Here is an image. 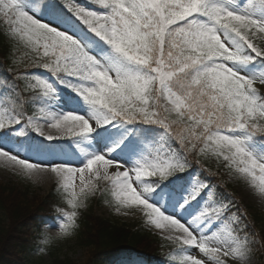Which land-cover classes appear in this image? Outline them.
<instances>
[{"label":"snow or ice","instance_id":"obj_1","mask_svg":"<svg viewBox=\"0 0 264 264\" xmlns=\"http://www.w3.org/2000/svg\"><path fill=\"white\" fill-rule=\"evenodd\" d=\"M95 3L104 11L67 0L84 32L55 5L44 6L45 20L35 0H0V32L44 73L17 70L23 87L8 89L10 104L0 100V130L22 137L14 126L26 122L40 137L57 138L47 126L74 137L80 152L37 148L41 158L33 160L22 155L30 141L0 135V164L34 183L54 178L73 209L44 243L71 238L76 209L105 184L117 213L139 210L168 233L179 264H249L244 214L197 177L187 186L170 178L190 158H215L264 199V0ZM28 104L42 115H27Z\"/></svg>","mask_w":264,"mask_h":264},{"label":"trees","instance_id":"obj_2","mask_svg":"<svg viewBox=\"0 0 264 264\" xmlns=\"http://www.w3.org/2000/svg\"><path fill=\"white\" fill-rule=\"evenodd\" d=\"M46 1L50 5H55L65 15L69 16L81 31L87 32V26L67 12V0ZM83 1L101 8L95 3V0ZM254 42L257 44L261 43L259 40ZM19 47H16L17 53L12 57L11 55L15 53L12 51L14 47L0 32V94H8L7 100L9 102H11V98L8 89L14 90L17 84L20 87L23 86V82L16 79L17 73L14 72L16 69L14 66L21 64L23 65L21 69L27 67L28 71L36 68L29 67L27 64V56L30 55L29 50L22 45ZM16 56L17 58H15ZM9 69H12V71H8ZM25 110L33 112L32 104H28ZM212 161L217 163L215 158L205 159L204 166L210 165ZM221 188L222 192L218 194L219 198L236 209L238 203L234 200V196L228 190ZM32 194V189L29 185L16 188L0 182V214L9 219L13 208L14 216L13 223L11 225L9 223L6 227L4 226V219L0 218V264H13V261L17 260L19 255L23 256L34 252L38 247L45 248V245H39V241H37L39 239L35 237V233L37 232L41 235L43 226L46 223L57 220L63 212L73 211L67 205L64 193L55 185L43 197H37ZM104 200L114 203L113 190L105 189L92 202ZM76 211L78 213L75 228L77 232L76 245L87 249L98 260H103L107 264H112V262L124 257H133L140 264H161L163 260L167 259L174 247L173 242L152 232L143 223L128 226L114 217L97 215L91 209L84 210L79 208ZM251 220L253 224L264 227V217L261 214L253 215ZM262 233L264 239V230ZM47 250L52 253L50 247ZM51 264L73 263L64 258L61 259L59 255L53 254ZM93 264L99 263L94 262Z\"/></svg>","mask_w":264,"mask_h":264},{"label":"rangeland","instance_id":"obj_3","mask_svg":"<svg viewBox=\"0 0 264 264\" xmlns=\"http://www.w3.org/2000/svg\"><path fill=\"white\" fill-rule=\"evenodd\" d=\"M39 3L40 2L35 0V10L37 14L43 13L40 8ZM236 3L242 6L245 3H247V0H236ZM81 6H84L85 8L92 10L86 5L81 4ZM43 18L47 20V15L44 14ZM17 47L20 48L19 46ZM12 51L15 52L13 55H11L12 57H14L15 54L17 53L16 47H14ZM15 58H17V56ZM22 66L23 65L21 64H16V66H14L16 68L14 72L17 73V70L21 69ZM262 89L264 90L263 87ZM25 96H29V95L25 94ZM68 96H69V93L66 90L62 91L60 94V97L58 98V103L63 104V102L68 99ZM69 107H71V105H69ZM35 115L37 117L42 115L39 112V109L37 110ZM21 127H23V129L25 130L26 128H29L30 126H26V122H22L21 125L14 126V128L17 130ZM44 130L45 132H50L54 136L57 137L51 141H55L57 143L59 142L58 144H49L51 146V150H54L57 153L66 152L69 156H72V154H75L76 156L80 155L79 149L73 143V140L75 139L74 137L60 136L56 134L53 129H49L47 126H45ZM4 133L5 132H2L0 133V135ZM8 135L11 136L10 134ZM11 137L14 140L30 141V139H23V138L15 139L14 136H11ZM30 143H31V148H29L27 153H22V155H29L30 158L33 160L40 159L41 157L36 154L34 149H37V148L46 149V148H43V146L39 147L33 141H30ZM192 160L195 161V159H192ZM200 165L202 166V169L204 170L205 168H203L204 167L203 163ZM189 168L191 169V172L188 175V178L187 179H184L181 177L174 178L172 180L174 186H179V185L187 186L190 184V182L193 180L194 177L199 178V180L202 178V173H203L201 172L202 169L192 167L191 163H190ZM206 169L208 170V173H210L211 177L213 178L214 185L210 184L213 194L216 191L215 189L216 186L218 188L222 187L221 189H224V190H229V193L232 196H234V200L237 201L238 203L237 208L239 209V213L244 214L241 223L242 225H246L245 234L248 236V239L251 242V255H250L249 264H263L264 239L262 237L263 235L262 231L264 230V227H259L258 225L253 224L251 218L253 215H258V214H261V216L264 217V199H261L257 195V191H258L257 189L250 187L249 184L246 183L245 181L237 179L235 176V173L230 174L228 169L224 168L222 165H218V163H215L214 161H212L211 164L208 165ZM178 174L179 173H177L173 177H176ZM0 182L2 184H7V185H10L16 188L29 185L32 189V193L35 194V196L37 197L45 196L53 184L57 185L54 178H51V183H49L48 186L45 184L44 180L34 183L30 180L24 179L20 177L19 175L15 174L10 168L4 167L3 164H0ZM103 188L111 189V186H106L105 184H101V190ZM101 190L97 191L95 195L89 196L88 199L85 201V206L82 208L85 210L91 209L94 212H96V214L98 215H102L106 217H114L120 220L121 222L127 224L128 226L134 225L140 222L144 223L155 233H158L167 238L168 233L155 229L154 226L148 223L145 215L139 210L121 209V211L117 213L115 211L114 205H111L107 201L93 203L92 202L93 199H95V197L99 194ZM193 207H195V202L193 203ZM7 213L8 215H10L9 212ZM13 217H14L13 208H12V212H11L9 219L6 216H2L0 214V218L4 219L3 222H4L5 227L8 226L9 223L10 225L13 223V219H14ZM58 231H59V225L49 224L44 227V232L42 234V237H45V238L46 237H56V234ZM76 235H77V232L75 231L74 235L71 238L53 239L51 240L50 243H48V247L52 249L51 251L54 255H59L61 259L64 258L65 260H69L73 264H93L94 262L95 263L97 262L99 264H106L104 263V261L101 262V260H98L95 256H93V253H89L87 249H83L77 246L76 245L77 244ZM42 237H38V238L42 239ZM41 242H43V240H41ZM52 245H55L56 248L52 247ZM175 247H178V248H174L172 258H177L179 256V245L175 243ZM42 249H37L34 252L28 253L27 255H23V256L19 255L18 259L13 261V264H51L53 260V254L49 250H47V248H42ZM117 264H135V263L132 261H128V260H122L118 262ZM231 264H238V262L233 261L231 262Z\"/></svg>","mask_w":264,"mask_h":264},{"label":"bare ground","instance_id":"obj_4","mask_svg":"<svg viewBox=\"0 0 264 264\" xmlns=\"http://www.w3.org/2000/svg\"><path fill=\"white\" fill-rule=\"evenodd\" d=\"M44 181H45V184L48 186V184L51 183V178L50 177L45 178ZM76 183H77V186H78L79 185V179H78V177H77Z\"/></svg>","mask_w":264,"mask_h":264}]
</instances>
